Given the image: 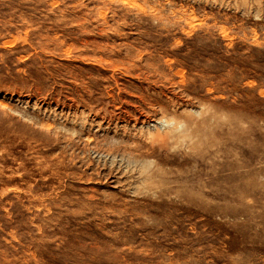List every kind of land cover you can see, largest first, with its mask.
Instances as JSON below:
<instances>
[{
	"label": "rangeland",
	"instance_id": "rangeland-1",
	"mask_svg": "<svg viewBox=\"0 0 264 264\" xmlns=\"http://www.w3.org/2000/svg\"><path fill=\"white\" fill-rule=\"evenodd\" d=\"M0 264H264V0H0Z\"/></svg>",
	"mask_w": 264,
	"mask_h": 264
}]
</instances>
